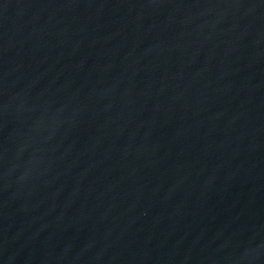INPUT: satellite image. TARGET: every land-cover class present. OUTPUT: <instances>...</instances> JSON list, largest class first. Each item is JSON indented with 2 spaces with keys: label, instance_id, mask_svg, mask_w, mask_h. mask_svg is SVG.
I'll return each instance as SVG.
<instances>
[{
  "label": "water",
  "instance_id": "obj_1",
  "mask_svg": "<svg viewBox=\"0 0 264 264\" xmlns=\"http://www.w3.org/2000/svg\"><path fill=\"white\" fill-rule=\"evenodd\" d=\"M0 264H264V0H0Z\"/></svg>",
  "mask_w": 264,
  "mask_h": 264
}]
</instances>
